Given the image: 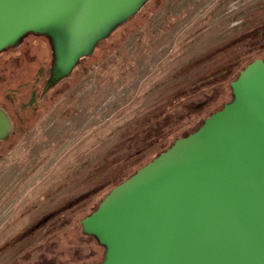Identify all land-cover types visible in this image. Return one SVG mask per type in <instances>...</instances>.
Listing matches in <instances>:
<instances>
[{
	"label": "rangeland",
	"instance_id": "rangeland-1",
	"mask_svg": "<svg viewBox=\"0 0 264 264\" xmlns=\"http://www.w3.org/2000/svg\"><path fill=\"white\" fill-rule=\"evenodd\" d=\"M109 41L44 97L49 38L29 35L0 54L12 128L0 142V264H101L106 250L84 235L85 214L232 102L215 79L250 51L264 61V0H150ZM191 96L202 108L186 104Z\"/></svg>",
	"mask_w": 264,
	"mask_h": 264
},
{
	"label": "water",
	"instance_id": "water-1",
	"mask_svg": "<svg viewBox=\"0 0 264 264\" xmlns=\"http://www.w3.org/2000/svg\"><path fill=\"white\" fill-rule=\"evenodd\" d=\"M150 0H0V53L49 38L42 97ZM233 100L115 187L82 223L102 264H264V61L231 85ZM11 122L0 109V142Z\"/></svg>",
	"mask_w": 264,
	"mask_h": 264
},
{
	"label": "trees",
	"instance_id": "trees-1",
	"mask_svg": "<svg viewBox=\"0 0 264 264\" xmlns=\"http://www.w3.org/2000/svg\"><path fill=\"white\" fill-rule=\"evenodd\" d=\"M146 7V6H145ZM144 7V8H145ZM148 10V9H147ZM136 16H138V15H136ZM136 16H134L133 18H131L127 23H125L123 26H121L122 28L123 27H125V26H127L128 24H130V23H132V21H134L135 19H136ZM151 19H152V15H150L147 19H146V23L145 24H148L150 21H151ZM29 35H35V34H29ZM29 35H27V36H29ZM252 35L253 34H251V36L249 37V38H252ZM26 36V37H27ZM38 36V35H37ZM42 36V35H41ZM254 37H256V35H253ZM25 37V38H26ZM236 42H235V44L238 42V39L237 40H235ZM110 41H109V39L108 40H106V41H103V42H101L99 45H98V47H101V46H103V45H105V44H108ZM11 48H13V47H11ZM11 48H8V49H6L5 51H7V50H9V49H11ZM220 49V48H219ZM219 49H217L214 53H217V52H220L221 50H219ZM5 51H3V52H5ZM2 52V53H3ZM249 53H251V54H248V55H246L245 57H244V55H240V56H238L234 61H233V63L231 64V67H230V69H227L228 71H227V73H226V69L225 70H222V71H220V77H217L215 80V83H214V85L215 86H219V87H221V86H226V88H231V85H232V83L234 82V81H236L237 80V78L239 77V75H240V73L246 68V67H248L250 64H252V63H254L255 61H257V60H263V56L262 55H258V54H256V55H253L252 56V54L254 53V52H252V51H250ZM1 54V53H0ZM82 63V61L76 66V68L77 67H79L80 66V64ZM75 71V70H74ZM222 72H225V73H222ZM222 73V74H221ZM235 73H238V75H235ZM73 74V73H72ZM71 74V75H72ZM89 74V73H88ZM70 75V76H71ZM232 90V89H231ZM226 99L225 98H222V101H225ZM194 101H195V99H194V96H191L187 101H186V104L188 105V106H190V105H192V107L194 108V109H200V108H202L201 106L202 105H195V103H194ZM206 103H207V101H205ZM197 106H199V107H197ZM215 114V113H214ZM213 115V114H212ZM206 119H208V118H205L204 120H206ZM203 125V124H202ZM201 125V126H202ZM199 129V128H198ZM197 129V130H198ZM197 130H191V131H188V132H184V133H182L181 134V136H179V137H176V138H174V140L172 141V143L168 146V147H166L165 149H162V151L160 152V153H163V152H165L166 150H168L173 144H174V142L176 141V140H179V139H181V138H184V137H187V136H189L190 134H192V133H194L195 131H197ZM160 154H158L156 157H158ZM156 157H154V158H151V159H148V160H146V161H144V162H141L136 168H134V169H132V170H130V174H128V176L127 177H124V179H122V181H120L115 187H117L118 185H120L121 183H123L124 181H126L127 179H129L131 176H133L138 170H140L141 168H143L144 166H146L148 163H150L151 161H153ZM114 187V188H115ZM112 191V189L104 196V198L102 199V201L105 199V197L110 193ZM102 201L99 203V205L102 203ZM99 205H98V207H99ZM97 207V208H98ZM97 208H95L93 211H90L91 213H88V214H85V218H87V217H89L92 213H94L96 210H97ZM85 236H89V235H86V234H84ZM89 237H92V236H89ZM92 238H94V237H92ZM96 241H97V239L96 238H94ZM98 242V241H97ZM98 244H99V242H98ZM100 245V244H99ZM101 246V245H100ZM103 247V246H102ZM105 248V247H104ZM106 250V249H105ZM104 261H105V259H104ZM103 261V262H104ZM102 262V263H103ZM101 263V264H102Z\"/></svg>",
	"mask_w": 264,
	"mask_h": 264
}]
</instances>
